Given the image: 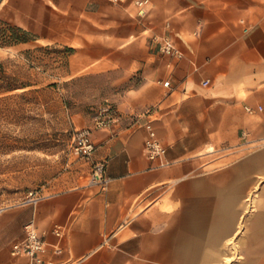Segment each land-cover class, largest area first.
<instances>
[{"label": "crops", "instance_id": "1", "mask_svg": "<svg viewBox=\"0 0 264 264\" xmlns=\"http://www.w3.org/2000/svg\"><path fill=\"white\" fill-rule=\"evenodd\" d=\"M0 18L36 36L11 49L72 48L66 78L134 80L102 102L107 128L73 118L95 151L61 187L0 208V264H29L10 254L29 220L63 249L54 264H264V0H0ZM147 125L163 158L144 153Z\"/></svg>", "mask_w": 264, "mask_h": 264}, {"label": "rangeland", "instance_id": "2", "mask_svg": "<svg viewBox=\"0 0 264 264\" xmlns=\"http://www.w3.org/2000/svg\"><path fill=\"white\" fill-rule=\"evenodd\" d=\"M9 47L0 48V65L10 79L1 78L0 84L38 82L42 87L56 82L57 86L39 93L22 95L31 88L27 87L0 95V208L24 202L30 192L61 187L62 176L79 160L70 147L76 130L73 118L83 115L95 122L104 99L134 83L113 85L116 76L110 73L66 78L65 46ZM252 209L248 200L247 210ZM230 255L226 260L239 258L237 251Z\"/></svg>", "mask_w": 264, "mask_h": 264}, {"label": "built area", "instance_id": "3", "mask_svg": "<svg viewBox=\"0 0 264 264\" xmlns=\"http://www.w3.org/2000/svg\"><path fill=\"white\" fill-rule=\"evenodd\" d=\"M118 3L126 0H111ZM136 5L146 3V0H134ZM159 50L166 55H174L181 57L182 53L175 46L171 37L165 36L159 43ZM208 83L205 80L203 84ZM246 111L253 112L249 107H245ZM111 108H106L98 112L94 122L95 128H107L112 121ZM92 127H83L76 129L72 135L71 152L77 158L87 159L92 156L95 151V144L91 140ZM147 137L144 142V153L150 160L163 158L167 152L166 146L158 138L156 131L147 125ZM106 164L104 161L97 162L92 167V180L105 183L107 177L105 175ZM52 232L57 237H62L63 231L60 227H54ZM63 249L59 245H50L43 234H40L33 222L29 220L23 225V236L10 245V254L12 256L26 257L29 264H54L50 258L51 254L59 255Z\"/></svg>", "mask_w": 264, "mask_h": 264}, {"label": "trees", "instance_id": "4", "mask_svg": "<svg viewBox=\"0 0 264 264\" xmlns=\"http://www.w3.org/2000/svg\"><path fill=\"white\" fill-rule=\"evenodd\" d=\"M0 24L5 26L3 28H0V46L1 47H8V46L16 45L21 42H28V41L36 40L35 34L15 24L9 23L4 20H0ZM65 49L67 52V56L72 54L73 52L72 48L66 47ZM26 52H29V50H27ZM0 74H1L0 79L1 78H3L4 80L10 79V76L5 74L4 69L2 68L1 65H0ZM38 85H39L38 82H21V83L6 82L5 84H0V95H3L7 93L8 91H12V90L19 89V88L23 89L27 87H31V88L23 91L22 95L25 93H39V92L44 91L46 88L56 87L57 83L52 82L42 87H39Z\"/></svg>", "mask_w": 264, "mask_h": 264}]
</instances>
